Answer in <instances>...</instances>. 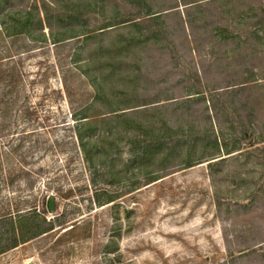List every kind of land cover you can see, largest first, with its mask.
Instances as JSON below:
<instances>
[{"label": "rangeland", "instance_id": "1", "mask_svg": "<svg viewBox=\"0 0 264 264\" xmlns=\"http://www.w3.org/2000/svg\"><path fill=\"white\" fill-rule=\"evenodd\" d=\"M29 262L264 264V0H0V264Z\"/></svg>", "mask_w": 264, "mask_h": 264}, {"label": "trees", "instance_id": "2", "mask_svg": "<svg viewBox=\"0 0 264 264\" xmlns=\"http://www.w3.org/2000/svg\"><path fill=\"white\" fill-rule=\"evenodd\" d=\"M100 85L94 84L95 89H96L95 101L100 100L101 102H103V105L104 106H105V103H106V105H108L109 110L106 113H109V114H106L105 116H103L104 117V120L105 119H109V117H111V118H114L118 122H121V123L129 122V120H128L129 117H127L129 115L128 114V111H126L125 109H121L120 110V109H117L114 106H112L114 104V99L109 98L105 94V91H104L103 87H101ZM82 119L83 120H81L80 128H79V131L77 132V136H78L79 141L83 145V147H86L85 146V145H87L86 144L87 143V141H86V134L88 133V135H89V133L92 131L91 125L95 121L91 120L88 116H83ZM215 143L218 144L217 143V140H216ZM166 146H167V144H165L163 141H159L158 138H156L155 140L154 139H151L150 141H148L143 146L142 149L140 148V150H136V151L138 153H141L145 157L146 156H149V155L150 156H154V155H157L160 151H162V149H165ZM88 149H87V152L89 153V151L91 149L90 150H88ZM228 153H230V152H228ZM145 160H147V159H145ZM191 163L192 162H187L186 163V167L187 166H191L192 165ZM57 219L59 221H61L60 218H57ZM46 223H47V227L45 228V230H42V232H45V231H47L49 229H52L55 222L53 220V221H48ZM17 231H19V230L17 229ZM39 232H41V231H35L32 234H29V235H26V236H22V239L25 240V239H29L31 237H34V236L38 235Z\"/></svg>", "mask_w": 264, "mask_h": 264}, {"label": "water", "instance_id": "3", "mask_svg": "<svg viewBox=\"0 0 264 264\" xmlns=\"http://www.w3.org/2000/svg\"><path fill=\"white\" fill-rule=\"evenodd\" d=\"M49 207L51 210L53 209V198L50 199ZM28 264H32V263L29 262Z\"/></svg>", "mask_w": 264, "mask_h": 264}]
</instances>
